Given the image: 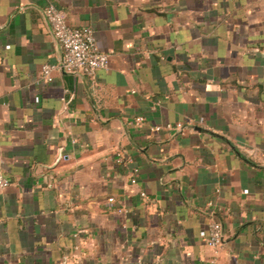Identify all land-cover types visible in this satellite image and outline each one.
Segmentation results:
<instances>
[{"label": "crops", "instance_id": "crops-1", "mask_svg": "<svg viewBox=\"0 0 264 264\" xmlns=\"http://www.w3.org/2000/svg\"><path fill=\"white\" fill-rule=\"evenodd\" d=\"M50 2L95 77L61 68ZM0 171V264H264V0H0Z\"/></svg>", "mask_w": 264, "mask_h": 264}, {"label": "built area", "instance_id": "built-area-1", "mask_svg": "<svg viewBox=\"0 0 264 264\" xmlns=\"http://www.w3.org/2000/svg\"><path fill=\"white\" fill-rule=\"evenodd\" d=\"M44 17L48 22L54 39L62 50L61 68L76 75L95 77L97 71L106 68L109 64V54L100 50L94 29L91 26L75 27L68 23L66 14L55 3H47L44 6ZM56 66L45 64L42 69L44 81L53 80V70ZM144 117L139 116L137 121L142 122ZM171 127V125H168ZM176 128L183 130L182 122L176 124ZM156 129H160L157 126ZM132 183H136L138 168H132ZM11 179L0 171V191L6 190L11 185ZM145 193H143L144 195ZM115 202L114 197L109 198ZM121 211V209H119ZM225 239L223 224L220 220H213L205 230V241L214 252L218 253ZM216 258L210 260L213 264Z\"/></svg>", "mask_w": 264, "mask_h": 264}]
</instances>
